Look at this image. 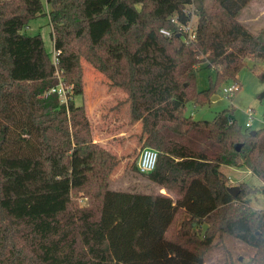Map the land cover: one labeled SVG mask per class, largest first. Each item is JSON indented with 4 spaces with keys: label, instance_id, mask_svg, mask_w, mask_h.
<instances>
[{
    "label": "trees",
    "instance_id": "1",
    "mask_svg": "<svg viewBox=\"0 0 264 264\" xmlns=\"http://www.w3.org/2000/svg\"><path fill=\"white\" fill-rule=\"evenodd\" d=\"M251 1L0 0V264H208L225 235L254 249L247 264H264V209L250 206L246 182L232 196L223 171L245 167L264 186V127L243 130L228 108L212 120L185 115L189 102L203 106L221 84L240 83L244 57L264 59V33L239 20ZM191 4L197 38L187 44L170 18L187 23L182 9ZM45 15L56 64L40 34L23 32ZM152 30L173 65L164 84L176 120L152 127L148 116L136 118L141 147L159 155L150 174L135 163L131 169L167 194L151 185L149 192L111 188L113 155L94 141L84 99L85 61L133 93V53ZM198 64L216 71L203 90L195 86ZM57 72L73 86L66 102L51 92ZM258 77L264 83V71ZM257 97L264 103V89Z\"/></svg>",
    "mask_w": 264,
    "mask_h": 264
},
{
    "label": "rangeland",
    "instance_id": "2",
    "mask_svg": "<svg viewBox=\"0 0 264 264\" xmlns=\"http://www.w3.org/2000/svg\"><path fill=\"white\" fill-rule=\"evenodd\" d=\"M44 3L48 12L49 6L46 2ZM250 4L252 6L245 12L243 10L239 18H249L245 14L256 11V9L257 13L255 15L257 16L264 12V0H252ZM262 15L257 23L249 22V28L252 31L256 32L260 27H264V13ZM23 32L28 35L40 34L44 40L47 52L54 61L55 48L48 15L31 19L29 24L23 29ZM133 63L135 66L136 86L133 93L129 94L112 85L103 74L91 67L89 63L83 62L86 80V95L84 99L94 128V139L102 138V141H100L101 145L111 150L113 147L122 149L126 146V149H122L120 155L114 156L111 188L149 192V181L145 176L139 174L138 171L131 169L133 163L137 165L142 150V125L140 124V127L133 125L137 117L148 116L153 121L151 123L153 127L155 120L167 118L165 110L169 109L171 111L169 108L170 99L164 84L166 75L171 69V63L166 61L163 55L157 30H152L134 51ZM242 63L243 65L237 75L241 83L240 90L233 95H227L224 92V87H228L233 83V81H228L219 86L215 95L217 98L213 99V96L205 105L195 106L189 102L185 115L187 118H191L190 122L212 120L219 112L228 108L231 109L234 118L243 130L246 129V123L249 121L247 114L249 109L253 111V128L251 130H257L264 125V103L257 97L264 89V83L258 77V74L264 70V59L244 57ZM205 64L197 65L195 75L197 90L209 88L216 79L215 69L207 67ZM59 78L64 81L61 73H59ZM76 101L80 104L82 98L77 97ZM182 122L187 123V119H183ZM127 132L129 133L128 135ZM124 133L125 135L122 137ZM110 137L112 138L111 140L108 139L104 140L105 143L103 142V138ZM119 157L121 158L119 159ZM223 171L226 172L228 177H231L230 186H239L243 182L248 183L254 189L249 195L250 206L255 210L264 209V192L262 191L264 186H262L260 180L251 174L252 172L247 174L248 169L241 166L224 167ZM151 186V188L156 189L154 185ZM84 202L85 199L81 200V204H84ZM253 252L254 249L243 241L225 235L222 242L215 245L208 252L206 262L208 264L223 263L232 257L235 259L239 258L240 264H247Z\"/></svg>",
    "mask_w": 264,
    "mask_h": 264
},
{
    "label": "built area",
    "instance_id": "3",
    "mask_svg": "<svg viewBox=\"0 0 264 264\" xmlns=\"http://www.w3.org/2000/svg\"><path fill=\"white\" fill-rule=\"evenodd\" d=\"M182 13H184L187 16H190V20L187 23H181L179 21V17L177 14H174L170 20L172 23L179 25V34L184 38L185 42L188 44L190 42H193L197 38V9L193 4L184 7L182 9ZM160 34H163L165 36H171L172 32L167 29H161ZM59 54V51H56L54 49V63L56 64L58 62L57 56ZM59 74V72H57ZM241 88L240 83L233 82L230 86L224 87V92L227 95H233L235 92L239 91ZM51 92H57L61 101L66 102L68 100V97L70 94H73V86H65L64 82L60 80L59 85L56 88H53ZM247 114L249 116V121L246 123L247 128L252 127V119H253V111L249 109L247 111ZM158 151L152 147H144L142 148L140 152V156L137 162V167L139 171L142 174H150L157 165L158 161ZM228 184L230 185V182L232 181L229 177Z\"/></svg>",
    "mask_w": 264,
    "mask_h": 264
},
{
    "label": "crops",
    "instance_id": "4",
    "mask_svg": "<svg viewBox=\"0 0 264 264\" xmlns=\"http://www.w3.org/2000/svg\"><path fill=\"white\" fill-rule=\"evenodd\" d=\"M254 2H256V1H254ZM253 2V3H254ZM250 6H252V4H249V6L248 7H246V9H244V11L243 12H245L246 10H248V8L250 7ZM259 9V8H258ZM242 12V13H243ZM257 13V9H256V11H251V12H249L248 14H245V15H247V16H249V18H246V19H242V18H239V20L242 22V23H244L248 28H249V25H250V23L249 22H251V21H253V22H256L257 23V21H259V19H261V17L263 16L262 14L264 13H260L259 14V16H257V15H255ZM239 17H240V15H239ZM253 22H251V23H253ZM254 24V23H253ZM255 32V31H254ZM260 32H263L264 33V27L262 26V27H260L259 28V30L258 31H256L255 33H260ZM173 67V65L171 64V68ZM262 71H264V70H262ZM168 95V94H167ZM168 97H169V95H168ZM170 99V98H169ZM170 106V105H169ZM170 109H171V107H169ZM166 112V116H167V118L166 119H169V120H172V121H175L176 120V118H175V116H174V114L172 113V110L171 111H169V109H167V110H165ZM88 113H89V111H88ZM90 117V116H89ZM142 125V123H141V120L140 119H138V120H136V122L134 123V125L133 126H135V127H140L141 125ZM262 127H264V125L262 126ZM251 128H253V125H252V127ZM126 133V132H125ZM125 133L124 134H122V137L125 135ZM129 133L127 132V135H128ZM93 138H94V135H93ZM102 138H99V139H97V140H95L94 139V141L96 142V143H99V144H101L100 143V141H102L101 140ZM108 139H112L111 137L110 138H103V142L105 143V141L104 140H108ZM103 146V145H102ZM106 148V147H105ZM113 148H114V150H113ZM112 148V150L111 149H109V148H107V149H109L110 151H111V153H112V155H113V159H114V156H116V155H120V152L122 151V149H126V146H125V148H122V149H118V147H113ZM122 154V153H121ZM121 157H119V159H120ZM113 159H112V163H113ZM123 163V162H122ZM249 173H251V171L248 169V173L247 174H249ZM251 174H253V173H251ZM254 176V175H253ZM255 178H256V176H254ZM231 178V177H230ZM256 179H258V178H256ZM150 183V182H149ZM150 185H151V183H150ZM152 185H154V184H152ZM262 186H263V183H262ZM154 187H156V189H154L156 192H160V193H162V194H167V191H166V189H160V188H158L157 186H154ZM126 190V189H125ZM128 191H140V190H128ZM143 192V191H142Z\"/></svg>",
    "mask_w": 264,
    "mask_h": 264
},
{
    "label": "water",
    "instance_id": "5",
    "mask_svg": "<svg viewBox=\"0 0 264 264\" xmlns=\"http://www.w3.org/2000/svg\"><path fill=\"white\" fill-rule=\"evenodd\" d=\"M179 36H181V35L179 34ZM215 98H217V96L213 97V99H215ZM255 132H256V130L252 131V134H254ZM239 148H240V146H237V149H239ZM240 190L241 189L239 186L228 187V192L234 197H236L239 194Z\"/></svg>",
    "mask_w": 264,
    "mask_h": 264
}]
</instances>
